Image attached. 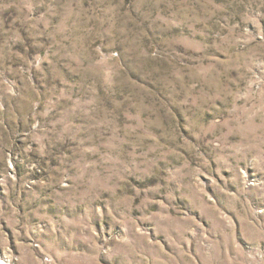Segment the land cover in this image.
<instances>
[{
	"label": "rangeland",
	"instance_id": "1",
	"mask_svg": "<svg viewBox=\"0 0 264 264\" xmlns=\"http://www.w3.org/2000/svg\"><path fill=\"white\" fill-rule=\"evenodd\" d=\"M0 264H264V0H0Z\"/></svg>",
	"mask_w": 264,
	"mask_h": 264
}]
</instances>
